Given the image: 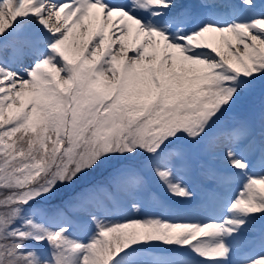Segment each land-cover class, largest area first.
Wrapping results in <instances>:
<instances>
[{"label": "snow or ice", "instance_id": "snow-or-ice-1", "mask_svg": "<svg viewBox=\"0 0 264 264\" xmlns=\"http://www.w3.org/2000/svg\"><path fill=\"white\" fill-rule=\"evenodd\" d=\"M257 97L264 0H0V264H264Z\"/></svg>", "mask_w": 264, "mask_h": 264}, {"label": "rangeland", "instance_id": "rangeland-1", "mask_svg": "<svg viewBox=\"0 0 264 264\" xmlns=\"http://www.w3.org/2000/svg\"><path fill=\"white\" fill-rule=\"evenodd\" d=\"M256 99H259V98L257 97ZM256 99H255V100H256ZM244 113H245V111H239V112L236 113V115H237V117H243V116H244ZM205 163H206V165H207V167H208L209 169H212V168H213V170H218V169L224 167V165H223V161H222V159H220V158H218V159H216V160H206ZM254 171H255L256 173H260L261 171H264V169H260V168H258L257 170H254ZM188 174L190 175V176H189V179H184V178H187V175H188ZM188 174L186 173V174H182V175H183V177H184L183 179L185 180L186 184L188 185V187H189L190 189H191L190 185H192L193 182H195V179H196V178L198 179V181H196L195 184L192 186V190H194V191H198V186H199V188L201 189V187H200V183H201V182H204L205 177H206V178H210L209 176H206V175H202V174H200L199 171L188 172ZM200 176H201V177H204V178H201ZM210 179H211V178H210ZM208 181H209V180H208ZM199 182H200V183H199ZM206 185H207V186H210V187L215 186L213 180L210 181V182H207ZM161 195H164V193H163L162 190H161ZM201 202H204V200H203V196L200 195L199 193H195V204H200ZM194 206H195V205H192V206H186V207H194ZM174 207H175V205H174ZM130 214H131V215H137V213H135V212H131ZM175 218H176V217H174L173 219H175ZM81 238H83V237H81Z\"/></svg>", "mask_w": 264, "mask_h": 264}]
</instances>
